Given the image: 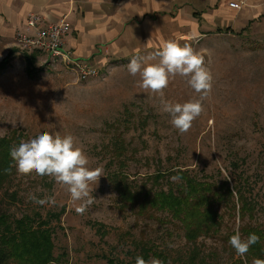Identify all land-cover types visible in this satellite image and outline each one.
<instances>
[{
    "label": "rangeland",
    "instance_id": "1",
    "mask_svg": "<svg viewBox=\"0 0 264 264\" xmlns=\"http://www.w3.org/2000/svg\"><path fill=\"white\" fill-rule=\"evenodd\" d=\"M155 21L151 17L148 45L108 53L102 59L91 57L98 61L93 63L98 75L84 81L61 61L38 52L28 54L33 65L27 70L16 38L19 28L0 33V61L11 55L0 73V138H11L14 144L44 131L71 134L88 156V167L103 169L98 184L91 185L94 202L83 214L75 210L81 202H73L66 188L48 176L19 175L15 168L0 187V213L10 221L28 216L36 224L58 214L49 222L57 259L51 264H107L109 257L135 264L140 243L150 249L148 260L180 264L186 257L192 245L178 224L145 219L130 205L124 206L113 173L126 183L150 187L147 175L182 169L229 187L233 197L217 204L223 216L220 233L196 244L212 264H231L242 257L229 243L242 225L264 226V20L243 32L212 26L205 34H192L190 24L181 26L169 15L158 34L153 30ZM168 40L191 44L213 76L204 111L185 133L171 125L160 97L138 87L139 76L127 69L133 56L146 60ZM197 98L180 76L164 89V99L173 104ZM168 179L154 187H166ZM238 193L255 207L252 219L238 217ZM29 194L54 197L56 204L38 205L28 199ZM232 203L235 217L229 210Z\"/></svg>",
    "mask_w": 264,
    "mask_h": 264
},
{
    "label": "trees",
    "instance_id": "2",
    "mask_svg": "<svg viewBox=\"0 0 264 264\" xmlns=\"http://www.w3.org/2000/svg\"><path fill=\"white\" fill-rule=\"evenodd\" d=\"M225 30L229 31V28ZM24 54L26 68L29 70L33 62L27 53ZM10 56L8 54L0 61V73L8 67ZM20 143L16 141L13 144L8 137L0 138V187L7 183L15 172L10 149L18 147ZM10 165H12L11 174H6L4 169ZM116 174L118 173H113L112 182L124 206L130 205L137 216L145 219L158 218L168 223L178 224L186 243L192 245L180 264H212L196 244L200 238H213L220 233L223 216L217 204L228 197L230 199L233 197L229 187L198 179L189 171L182 169L147 175L146 180L151 183L150 187H146V184L126 183L123 177L118 178ZM172 176H178L179 179L170 181L168 177ZM162 179H168L166 187H154L159 185ZM238 195L240 203L238 217L242 221L246 217L252 219L255 207L240 193ZM229 210L235 217V203H232ZM157 213L162 214L163 217H157ZM35 215L40 217L39 214ZM57 216L58 214H51L48 219H38L39 221L35 224V221L28 216L10 221L7 215L0 213V264H51L57 261L53 253L52 230L49 227L50 218H57ZM240 233L245 240L252 233L257 234L260 240L250 246L243 258L237 257L231 264H252L255 258L264 259V226L245 224L240 227ZM140 245L142 250L139 248L138 255L148 260L150 249L143 243ZM107 264L123 263L109 257Z\"/></svg>",
    "mask_w": 264,
    "mask_h": 264
},
{
    "label": "crops",
    "instance_id": "3",
    "mask_svg": "<svg viewBox=\"0 0 264 264\" xmlns=\"http://www.w3.org/2000/svg\"><path fill=\"white\" fill-rule=\"evenodd\" d=\"M231 2L241 7H231ZM30 14L49 22L67 16L71 24L67 49L94 65L96 57L148 45L151 17L158 34L167 15L181 26L190 24L192 34H205L212 26L243 32L264 20V0H0V33L21 29Z\"/></svg>",
    "mask_w": 264,
    "mask_h": 264
},
{
    "label": "clouds",
    "instance_id": "4",
    "mask_svg": "<svg viewBox=\"0 0 264 264\" xmlns=\"http://www.w3.org/2000/svg\"><path fill=\"white\" fill-rule=\"evenodd\" d=\"M159 58L157 62L155 61ZM128 72L133 77L139 76L138 87L156 94L161 99L162 111L171 117V125L180 133L187 132L193 122L204 111L203 101L210 94L213 86V76L205 66L204 57L191 44L181 45L175 40L165 41L161 48L146 60L136 56L130 59L127 65ZM176 76L186 78L187 84L198 94L197 99L184 103H171L164 99L166 89ZM10 156L19 175L35 173L39 176H48L59 185L66 188L73 202H81L76 207L78 214H83L87 207L94 202L92 184H98L103 172L100 167L89 168V158L76 143L71 135L61 136L58 133L44 131L35 138L24 142L18 147L10 149ZM11 174L12 165L4 169ZM178 176H172L177 181ZM28 199L38 205H55L54 197L45 196L40 199L29 194ZM260 237L252 233L242 239L237 231L229 239L230 245L238 256H245L251 245H255ZM171 246V245H170ZM135 264H164L157 258L145 260L142 256L135 258ZM252 264H264V259L255 258Z\"/></svg>",
    "mask_w": 264,
    "mask_h": 264
},
{
    "label": "built area",
    "instance_id": "5",
    "mask_svg": "<svg viewBox=\"0 0 264 264\" xmlns=\"http://www.w3.org/2000/svg\"><path fill=\"white\" fill-rule=\"evenodd\" d=\"M231 7L240 8V3L231 2ZM71 24L67 16H61L56 22L46 21L43 17L30 14L17 33V42L22 53H41L52 61H61L74 71L79 80H88L98 75V70L87 60L77 59L65 45V37Z\"/></svg>",
    "mask_w": 264,
    "mask_h": 264
}]
</instances>
